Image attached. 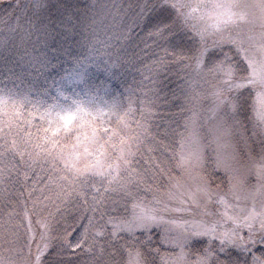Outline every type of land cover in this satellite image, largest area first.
<instances>
[{
  "label": "snow or ice",
  "instance_id": "1",
  "mask_svg": "<svg viewBox=\"0 0 264 264\" xmlns=\"http://www.w3.org/2000/svg\"><path fill=\"white\" fill-rule=\"evenodd\" d=\"M4 5L5 0H0V6ZM44 6L42 0H35L33 4L37 11ZM18 7V4L5 6L3 14L11 16ZM200 7L201 5L196 6V8ZM203 7L211 10L213 15L223 20L224 24L249 22V16L255 19V12L258 10L261 28L260 44L255 47H243L231 36L226 37L220 33L219 23L214 33L196 29L194 25L192 31H187V20L194 8L182 0H137L134 6L94 3L85 9L88 22L83 28L89 32L90 37L85 39L89 41L90 53L106 59L93 60L91 56L77 59L79 68L73 74L74 78L84 83L86 87H91L88 73L95 70L111 74L122 66L127 60L126 45L145 53L150 47H155L161 55L154 56L149 64L141 62V66L149 73L148 78L152 83H159L157 77H162L165 72L170 75L176 74L173 70L179 65L180 71L183 72L184 77H187V80L183 81L186 88L190 87L188 81L196 83L198 78L202 84L211 89L208 95L214 98V104L210 111L214 117L219 118L222 125L227 127L229 137L233 136L232 129L238 124L235 121L236 114L248 106L264 128V0H252V2L220 0L205 4ZM107 8L115 10L116 16L120 17L119 25H114L113 31L105 30V34L101 36L91 26L100 18L97 12L104 15ZM30 27L33 31L25 33L28 37L35 33L37 40H40L42 30L45 37L48 35L42 23L40 28H36L34 24H30ZM181 29L185 30L187 36L184 42L176 39ZM134 37H137L135 42H133ZM229 41L235 45V51L232 47H228L225 51L226 43ZM141 44L144 45L142 49L139 48ZM85 61H89L91 67ZM149 91L153 99L141 101V119L136 122L137 131L122 139L119 145L111 143L116 138V131L104 128V125L110 122L99 121L100 127L93 129L88 146L83 148L82 154L88 160L95 156L94 164L77 168L74 163H69L64 154V149L68 145L56 143V137L48 138L47 130H44L46 143L37 141L34 146L29 147L25 142L21 147L14 142L11 146L10 159H7L8 149L0 154V199L7 200L13 189H19L17 200L14 202L19 207L20 199L24 197L26 191L29 197L24 201L25 214L21 217V224L27 219L29 227L25 229L23 237L18 229L11 234L13 239L7 243H9L8 251L13 258L0 257V264H72L71 260L65 258L70 248L76 250L73 254L77 256L83 254L86 257L80 261V264H157V257L160 258L159 264H169V261L171 264H264V206L260 213L250 212L243 219L225 213L226 219L221 218L209 224L196 221H192L191 224L188 221H163V217L155 215L152 210H142L137 213L138 205L135 202L132 204L131 213L127 208L120 213L119 200L132 199L128 191L132 184L131 181L128 183L117 181L116 174L119 170L123 167L125 172L135 176L137 183H141L146 181L150 173L153 179L163 176L167 171L166 165L171 164L173 160V157L162 159L160 155H153L158 146L165 147V145L162 140L151 134L146 121L158 102L174 104L177 99L176 92H161L159 88ZM179 91L186 103L200 100L198 92L189 95L184 90ZM57 94L65 96L66 101L70 103H67V106L54 103L47 113L41 114L42 120L46 114L51 115L55 110L57 122L62 120L66 126L73 120L71 114L73 106L75 112L83 118L85 113L79 101L67 97L59 85ZM73 95L79 94L74 92ZM0 104H5L3 97H0ZM12 107L14 111L8 122L9 127L18 116L14 103ZM118 107L114 97L111 108ZM176 107L181 113L185 111L181 105ZM126 112L129 115L133 114L131 108ZM61 113L65 115H60ZM5 115L8 113L5 112ZM229 117L232 119L231 123ZM52 131L58 133L59 129L52 128ZM64 131H67L66 127ZM186 136L192 137L195 144L193 172L197 181L196 193H201L210 200L214 189V194L223 202L228 195L239 199L238 189L243 190L248 187L258 190L264 197V140L260 143L258 153L255 152V147L240 148V140H237L232 158H235L238 152L241 158L254 161V171L249 169L246 175H242L238 169L226 162L219 148L212 156H207L202 151L201 138L193 132L192 121L188 117L184 119V132L180 135L181 160L178 164L184 159L183 147ZM216 139L218 138L213 142H216ZM77 140L79 141V136ZM109 146L112 148V153L106 150ZM208 146L210 145H205ZM76 147L73 145V150ZM89 148L92 149L91 152ZM138 154L145 167L133 169L132 163ZM75 155L79 157L81 154L76 152ZM113 155L115 160L112 159ZM61 160H64L63 167H59ZM106 161L111 162L105 168ZM37 165H40L41 171H44L45 166L49 167L50 172H54L55 175L45 173L49 175L48 181L37 179L40 175L34 170ZM97 177L101 178L100 187L105 189L103 193L95 182ZM253 178L254 183H250ZM29 179L32 181L31 185L28 183ZM171 179L169 177V180ZM49 183L56 184L58 192L55 193V199L60 202L61 208L67 214L63 218L70 219L71 223L67 224L62 233L56 237L42 231L37 239L31 227L27 205L31 202L35 210L40 206V197L52 200L53 193L48 192ZM46 192L48 195H45ZM119 193L124 195L120 196ZM196 193H190L193 203H198ZM113 195L117 198L113 199ZM229 221L231 226H225ZM161 222L182 226V230L175 236L170 235L172 228L162 230L158 240L153 241L151 235L153 226L160 227ZM73 225L77 227L73 228ZM41 227L44 228L46 225L42 223ZM69 228H73V232H79L74 241L65 239L69 235ZM257 245H261L259 256L256 254ZM164 246L171 247L172 251L161 253L160 249ZM25 249H27L26 254ZM125 252L127 259L124 257Z\"/></svg>",
  "mask_w": 264,
  "mask_h": 264
},
{
  "label": "rangeland",
  "instance_id": "2",
  "mask_svg": "<svg viewBox=\"0 0 264 264\" xmlns=\"http://www.w3.org/2000/svg\"><path fill=\"white\" fill-rule=\"evenodd\" d=\"M42 2L45 6L38 11L33 7L35 0H5V5L0 6V97L5 99V104H0V129H2L0 131V154L8 149L7 159H10L11 146L14 142L21 147L25 142L29 147L34 146L37 141L46 143L44 130H47L48 138L56 137V143L68 145L64 149V154L69 163H74L77 168H83L86 164H94L95 156L88 160L82 154L83 148L88 146L93 129L100 127L99 121L110 122L105 124L104 128L116 131V138L111 143L119 145L122 139L137 131L136 122L141 119V101L146 102L147 99H153L149 90L154 91L159 88L161 92H176L177 99L174 104L158 102L146 124L150 128L151 134L162 140L165 145V147L158 146L153 155H160L162 159L173 157V160L171 164L166 165L167 171L163 176L153 179L150 173L146 181L141 183H137L135 176L125 172L122 167L116 174V178L120 183L131 181L132 186L128 191L132 195V199L119 200L120 213H123L125 208L131 213L132 204L135 202L138 205L137 213L142 210H152L155 215L163 217V221H188L189 224L196 221L209 224L221 218L226 219L225 213L228 216H239L243 219L250 212H261L262 206H264V197L258 190L248 187L243 190L238 189L239 199L228 195L223 202L214 194V189L210 200L207 196L196 193L197 181L193 172L195 144L192 137L186 136L183 147L184 159L182 163L178 164L181 160L180 135L184 132V119L188 117L192 121L193 132L201 138L202 151L207 156H212L219 148V152L226 162L238 169L242 175H246L249 169L254 171V161L241 158L238 152L235 158H232L238 139L240 148L255 147L256 153L259 152L260 143L264 140V128L261 127L259 119L250 106L236 114L235 121L238 124L232 129L233 136L229 137L227 127L222 125L219 118L214 117L210 111L214 104V98L208 95L211 89L202 84L198 78H196V83L188 81L190 87L186 88L183 81L187 80V77H184L180 66L177 65L173 70L176 74L170 75L165 72L162 77H157L159 83L151 82L148 78L149 73L141 66V62L149 64L154 56L161 55L155 47H150L145 53L126 45L127 60L122 66L116 68L111 74L95 70L89 72L91 87H86L84 83L77 81L73 76L79 68L76 60L89 56L93 60L106 59V57H97L95 53L89 51V41L85 39V37H89V32L83 28V25L88 22L85 14L86 7H90L94 3L100 5L132 4L134 6L137 0H42ZM182 2L189 3L194 8L187 20V31H192L194 25L196 29L214 33L216 25L219 23L220 33L226 37L231 36L243 47H255L260 44L261 28L258 10L255 12V19L251 15L249 16V22L224 24L223 20L213 15L211 10L203 7L205 4L220 2V0H182ZM248 2H252V0H248ZM17 4L19 7L11 16L3 14L5 6ZM197 5H201V7L196 8ZM105 13L101 15L97 12V16L100 18L91 26L101 36L105 34V30H115L113 26H118L120 20V17L116 16L115 10L111 8L105 9ZM41 23L47 29L46 37L43 35V30L40 40H37L35 33L31 37L25 35L26 32L33 31L30 24L40 28ZM136 39L137 37H134L133 42ZM176 39L181 42L187 39L184 29H181ZM96 47L99 48L98 45ZM143 47V44L139 46L140 49ZM228 47H232L235 51V45H232L230 41L226 43L225 51L228 50ZM85 63L91 67L89 61H85ZM58 85L67 97L79 101L85 113L81 118L73 106L71 112L73 120L69 121L66 126L62 120L57 122L58 117L55 110L51 115L46 114L45 118L41 119V114L47 113L54 103L65 106L70 103V101H66L65 96H58ZM179 90H184L189 95L198 92L200 100L186 103ZM74 92L79 95H73ZM114 97L119 105L116 109L111 108ZM13 103L16 105L15 112L18 116L17 120L9 127L8 122L14 111ZM176 105L183 106L185 111L183 113L177 111ZM129 108L132 110V115L126 112ZM5 112L8 115H5ZM60 115L65 114L61 113ZM228 119L231 123V117ZM65 127L67 131H64ZM52 128L59 129V132H53ZM78 136L79 141L77 140ZM215 138L218 139L213 142ZM73 145L77 146L75 150L72 148ZM205 145L210 146L205 147ZM106 150L112 153L110 146ZM89 151L91 152L92 149L89 148ZM76 152L81 155L77 157ZM112 159L115 160L114 155ZM109 162L111 161L104 162L105 168ZM63 166L64 160H61L59 167ZM144 167L141 156L136 155L132 168L142 169ZM34 170L40 173L37 179L42 181L49 179V175L45 173L55 175L54 172H50L47 166L44 171L40 170V165H37ZM169 177L172 179L169 180ZM100 181L101 178L97 177L95 182L103 193L105 189L100 187ZM28 183L31 185V179ZM250 183H254V178ZM18 192L19 189H13L7 200L0 199V257L13 258L8 251L9 243L7 241L13 239L11 234L17 229L23 237L25 229L29 227L27 219L21 224V217L25 214L24 201L29 199L28 192L24 193V197L20 199V206L17 207L14 202L17 200ZM48 192L53 193L52 200L40 197V206L35 210H33L31 202L27 205L31 227L37 239L42 231L56 237L62 233L67 224L71 223L70 219L63 218L67 214L61 208L60 202L55 199V193L58 192L56 184L49 183ZM48 192L45 195H48ZM190 193H196L198 203L192 202ZM118 195L123 196L124 194L119 193ZM112 198L116 199L117 196L113 195ZM42 223L46 227L42 228ZM225 226L230 227V221ZM76 227L73 225V228ZM73 228L68 229L69 235L65 239L74 241L79 235V232H73ZM168 228L173 229L170 233L172 236L182 230V226L177 227L161 222L160 227L153 226L151 233L153 241H157L160 232ZM137 235H139L138 232ZM16 246L18 247V245ZM260 247L261 245H257V256L260 254ZM33 251H35V245H33ZM74 251L76 250L70 248L65 254V258L71 260L72 264H80L81 260L86 259L83 254L79 256L73 254ZM160 251L161 253L171 252L172 248L164 246ZM26 252L27 249H25V254ZM124 257L128 258L127 252L124 253ZM156 259L159 264L160 258Z\"/></svg>",
  "mask_w": 264,
  "mask_h": 264
}]
</instances>
